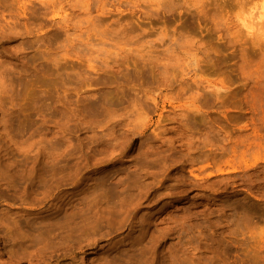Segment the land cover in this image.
Masks as SVG:
<instances>
[{
  "label": "rangeland",
  "instance_id": "374dc122",
  "mask_svg": "<svg viewBox=\"0 0 264 264\" xmlns=\"http://www.w3.org/2000/svg\"><path fill=\"white\" fill-rule=\"evenodd\" d=\"M0 264H264V0H0Z\"/></svg>",
  "mask_w": 264,
  "mask_h": 264
},
{
  "label": "bare ground",
  "instance_id": "6f19581e",
  "mask_svg": "<svg viewBox=\"0 0 264 264\" xmlns=\"http://www.w3.org/2000/svg\"><path fill=\"white\" fill-rule=\"evenodd\" d=\"M258 15V14H257ZM260 16V15H259ZM258 17V16H257ZM257 17H255V18H257ZM252 18V17H251ZM263 18V17H262ZM262 18L261 19H259V17L256 19V21L258 22V20H262ZM252 20V19H251ZM253 21V20H252ZM247 23V22H246Z\"/></svg>",
  "mask_w": 264,
  "mask_h": 264
}]
</instances>
